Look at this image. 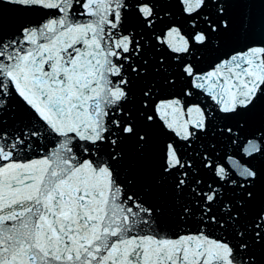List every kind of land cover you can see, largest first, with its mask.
<instances>
[{
    "label": "snow or ice",
    "instance_id": "6c2138e0",
    "mask_svg": "<svg viewBox=\"0 0 264 264\" xmlns=\"http://www.w3.org/2000/svg\"><path fill=\"white\" fill-rule=\"evenodd\" d=\"M171 2L0 0V264H264L260 174L245 162L264 157V128L249 139L227 124L264 103V0H179L186 33L166 19ZM153 39L167 52L147 58ZM226 39L239 46L197 71V53ZM150 74L206 103L154 102ZM157 118L185 142L227 137L226 163L215 146L197 154L211 183L170 142L136 187L126 149L144 156Z\"/></svg>",
    "mask_w": 264,
    "mask_h": 264
}]
</instances>
